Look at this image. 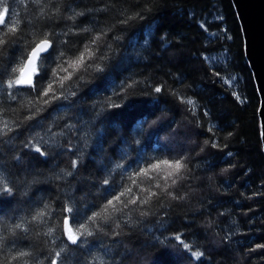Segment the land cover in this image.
<instances>
[{
  "label": "trees",
  "instance_id": "obj_1",
  "mask_svg": "<svg viewBox=\"0 0 264 264\" xmlns=\"http://www.w3.org/2000/svg\"><path fill=\"white\" fill-rule=\"evenodd\" d=\"M7 7L19 25L16 33L0 30V173L12 190L0 193V262L264 264L260 98L232 0H7ZM99 33L94 66L60 87L53 73ZM45 37L50 58L34 82L53 84L57 98L47 104L38 88L8 87L19 75L11 69ZM157 159L187 165L171 196L153 187L160 195L148 204L89 223L129 186L146 195L129 177ZM76 222L94 233L83 246L67 239Z\"/></svg>",
  "mask_w": 264,
  "mask_h": 264
},
{
  "label": "snow or ice",
  "instance_id": "obj_2",
  "mask_svg": "<svg viewBox=\"0 0 264 264\" xmlns=\"http://www.w3.org/2000/svg\"><path fill=\"white\" fill-rule=\"evenodd\" d=\"M39 2V0H37ZM84 13H76V15H83ZM128 19H132V17H128ZM122 22H127L122 21ZM19 21H16L12 18L9 8L7 7V0H0V30L4 28L7 29L6 33H16L18 30ZM82 31L87 32L89 29L84 28ZM103 33L95 34L90 42V44L85 45L83 50L80 52L78 56L72 59H65L59 65V71L57 73H53L56 77V82L59 83L60 87H63L65 81L72 80V77L77 73L83 71L87 72L89 68H92L94 65L89 63V61H93L96 59V51L98 50L97 42L101 39ZM6 41L0 36V46L4 45ZM59 42H57L58 44ZM52 47V42L45 37L35 44V47L31 50L29 57L25 60L22 67H16L11 69L13 73H19L17 77L14 79H10L8 81V87H14L16 85H26L32 88H38L39 94L41 97H49V99L44 100V103H50L52 99H56V93L53 91V84L49 83L47 89L44 87V77L40 76L38 80L33 81V77L38 75L45 68V61H47L50 56L41 57V53H46L49 48ZM3 49L0 48V52ZM103 59L104 57H100ZM39 62V63H38ZM95 70L97 72L103 71L98 64L95 65ZM59 73H63L64 75H60ZM78 79H84L83 76H79ZM155 92H161V88H155ZM51 93V96L49 95ZM19 93H17L18 95ZM75 94V93H73ZM187 104L195 107V102L191 99L185 101ZM116 108H120V104L113 105ZM211 131V128L209 129ZM136 143H139L137 140ZM216 145L213 144V147ZM36 152H39L41 155H44L45 152H42L39 147L35 148ZM75 167V162L73 164ZM120 167V165H117ZM187 168L186 163L182 159H157L154 163H149L147 167L139 168L134 177H129L132 181V185H134L137 189L138 193H145L143 197L133 193L132 186L125 188L118 195H114L111 200H108L101 211L96 212L91 218L89 223L96 225L97 221H104L107 223L110 219H112L114 214L121 213L125 208H128L129 205H144L148 204L152 201L154 197H159L160 193L152 191V188L155 187L160 189L162 193L167 195H172L168 192V188L172 185H175L178 179L183 178L182 173ZM67 175H72L71 172H68ZM154 182L147 184V187H144L147 182ZM160 181L164 183L161 184ZM170 181V184H169ZM107 179L104 183H107ZM8 192L9 195L12 194V190L8 188L3 179L2 173H0V193ZM124 198V199H122ZM175 198V197H173ZM68 212H72V208L69 207L66 209ZM44 213H40L39 216L34 217V219H39L43 216ZM2 223V220H0ZM15 228H23L22 224H16ZM61 229L63 231V225H61ZM52 229H49L48 234L51 235ZM93 231L88 227H81L79 222H76V227L73 228L72 225H69L67 228V239L71 241L72 244H76L78 246H83L84 243H87L86 237L93 235ZM84 237L82 240L81 238ZM176 239H180L179 236ZM3 244V232L0 231V245ZM259 247H264V245H259ZM184 248L189 249L191 251V247L189 244L185 243ZM21 256L28 255V253H20ZM56 257L60 256V252H56ZM192 255L199 259L203 253L200 251H193ZM13 259H17L13 257ZM3 264V262H0ZM27 264V262H25ZM57 264H63V262L57 261Z\"/></svg>",
  "mask_w": 264,
  "mask_h": 264
},
{
  "label": "water",
  "instance_id": "obj_3",
  "mask_svg": "<svg viewBox=\"0 0 264 264\" xmlns=\"http://www.w3.org/2000/svg\"><path fill=\"white\" fill-rule=\"evenodd\" d=\"M232 3L242 29L245 57L260 98L259 120L264 152V0H232ZM50 49L41 53V57Z\"/></svg>",
  "mask_w": 264,
  "mask_h": 264
}]
</instances>
